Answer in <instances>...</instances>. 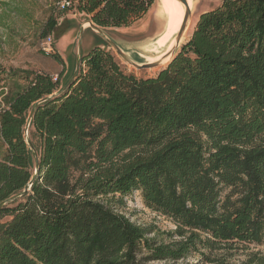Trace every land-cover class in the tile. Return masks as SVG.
Segmentation results:
<instances>
[{
	"label": "trees",
	"instance_id": "trees-1",
	"mask_svg": "<svg viewBox=\"0 0 264 264\" xmlns=\"http://www.w3.org/2000/svg\"><path fill=\"white\" fill-rule=\"evenodd\" d=\"M68 1L60 12L103 29L130 27L156 2ZM102 47L82 54L69 89L75 70L0 66V264L211 263L232 244L264 246V0L201 14L153 77ZM136 192L175 229L118 211ZM253 257L245 264H264Z\"/></svg>",
	"mask_w": 264,
	"mask_h": 264
},
{
	"label": "rangeland",
	"instance_id": "rangeland-1",
	"mask_svg": "<svg viewBox=\"0 0 264 264\" xmlns=\"http://www.w3.org/2000/svg\"><path fill=\"white\" fill-rule=\"evenodd\" d=\"M192 1V22L184 43L191 37L201 14L217 8L222 2V0ZM58 2L59 0H0V66L41 69L54 77L65 72V75L69 77L76 69L80 44H82L84 55L90 53L97 45L105 44L102 48L113 53L128 73H134L138 77H153L163 69H136L122 59L109 42L90 27H86L81 38V28L87 23L85 16L74 9L60 12L57 8ZM158 2L159 0H156L144 18L130 27L102 28L109 39L120 46L129 58L137 63H148L157 57H149L144 48L156 42L164 27L156 19ZM52 17L56 18L59 24L55 32L50 35L53 37L55 55H59L65 62L63 67L53 56H47L40 46L44 26ZM118 211L141 226L153 225L160 232L175 229L171 221L152 212L144 205L140 192L125 198L124 204L118 207ZM232 245L233 247H227L214 253L212 258L216 259L211 263L198 254L179 261H162L152 264H245L254 258V254L264 256V246Z\"/></svg>",
	"mask_w": 264,
	"mask_h": 264
},
{
	"label": "water",
	"instance_id": "water-1",
	"mask_svg": "<svg viewBox=\"0 0 264 264\" xmlns=\"http://www.w3.org/2000/svg\"><path fill=\"white\" fill-rule=\"evenodd\" d=\"M184 8V15H183V19L182 22L179 26V29L177 31V33L175 34L172 42H175V46L173 48H168L161 56H157L155 59H153L151 62L148 63H137L135 61H133L132 59L129 58V56L123 51V49L118 46L115 42H113L112 40L109 39V37L103 32L102 28L99 27L98 25L94 24L92 21H87V23H85L82 28H81V38L84 34V31L86 29V27H90L93 30H95L98 34H100V36L106 40L107 42H109V44L116 50V52L119 54V56L124 59L127 63L131 64L133 67H135L138 70H147V69H155V68H165L167 67L171 61L174 59V57L176 56L177 52L179 51V49L182 47L183 45V38L191 24L192 21V15H193V9H192V0H177ZM86 24H88L86 26ZM82 44L79 45V56L77 59V63H76V69H75V73L73 75V78L68 82L67 86L65 89H69L72 85L73 79L75 78L76 74L78 73L81 64H82ZM169 57V61L166 63H163V61ZM45 101V100H43ZM33 116V112L30 114L29 120H28V125L26 127V140L29 144V146L33 149V144L29 141V127H30V123H31V119ZM38 171V165H37V169H36V173ZM33 184V180L29 183V185L25 188L23 193L28 192L31 189V186ZM5 204V202L0 203V207L3 206Z\"/></svg>",
	"mask_w": 264,
	"mask_h": 264
},
{
	"label": "bare ground",
	"instance_id": "bare-ground-1",
	"mask_svg": "<svg viewBox=\"0 0 264 264\" xmlns=\"http://www.w3.org/2000/svg\"><path fill=\"white\" fill-rule=\"evenodd\" d=\"M196 9H198V7ZM196 9H194V10H196ZM194 14H196V13L194 12ZM183 15H184V8L177 0H159V2H158V17L156 19L159 21V23H161L160 25H164V27H163L162 31H160L159 37L156 40V42L149 47L145 46L144 50L148 53L149 57H151V58L153 56L159 57L168 48L170 49V48H173L175 46V42H172V40H173L175 34L177 33V31L179 29V26H180L182 19H183ZM87 25L88 24H86V26ZM190 26H191V24H190ZM190 26H189V28H188V30H187L184 38H183V41H182L183 43L185 41L186 35L188 34V32H190L189 31ZM168 61H169V57L166 58L163 61V63H166Z\"/></svg>",
	"mask_w": 264,
	"mask_h": 264
},
{
	"label": "built area",
	"instance_id": "built-area-1",
	"mask_svg": "<svg viewBox=\"0 0 264 264\" xmlns=\"http://www.w3.org/2000/svg\"><path fill=\"white\" fill-rule=\"evenodd\" d=\"M60 9L65 10L71 6V2L68 0H62L60 4H58ZM42 51L46 54L54 53V41L52 35L47 37L43 42L40 43Z\"/></svg>",
	"mask_w": 264,
	"mask_h": 264
},
{
	"label": "crops",
	"instance_id": "crops-1",
	"mask_svg": "<svg viewBox=\"0 0 264 264\" xmlns=\"http://www.w3.org/2000/svg\"><path fill=\"white\" fill-rule=\"evenodd\" d=\"M64 64H65V62H64ZM62 66V65H61ZM18 67V66H17ZM63 67V66H62ZM23 69H30V68H25V67H22ZM39 70H41V69H39ZM44 71V70H43ZM47 72V71H46Z\"/></svg>",
	"mask_w": 264,
	"mask_h": 264
}]
</instances>
